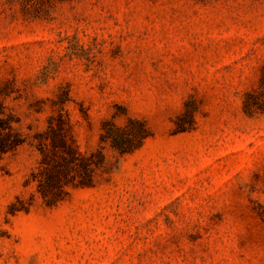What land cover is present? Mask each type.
Here are the masks:
<instances>
[{"label": "rangeland", "instance_id": "1", "mask_svg": "<svg viewBox=\"0 0 264 264\" xmlns=\"http://www.w3.org/2000/svg\"><path fill=\"white\" fill-rule=\"evenodd\" d=\"M263 103L264 0H0V264H264Z\"/></svg>", "mask_w": 264, "mask_h": 264}, {"label": "trees", "instance_id": "2", "mask_svg": "<svg viewBox=\"0 0 264 264\" xmlns=\"http://www.w3.org/2000/svg\"><path fill=\"white\" fill-rule=\"evenodd\" d=\"M247 105H248V103H247ZM258 106L260 108H263L264 109V103L263 104H259ZM140 124L142 125L141 137L143 138L145 136V134H146L145 133L146 132V127L144 126L143 123H140ZM111 138H112V145L113 146H115L117 148H120L121 151H125L126 150L125 147H123V143L125 142L126 138H123L122 139V137L118 133H114V131L111 132ZM71 152H72L71 153V156L72 157L68 161H66V165L65 166H62V167L59 168V170L62 172L61 174H64L66 176L69 175V169L79 167L82 164V162L81 161H78V159L76 158L77 150H76L75 147L74 148L73 147L71 148ZM55 182L56 183H60V178H56L55 179ZM81 182L83 184L84 183L86 184L87 181H81Z\"/></svg>", "mask_w": 264, "mask_h": 264}]
</instances>
